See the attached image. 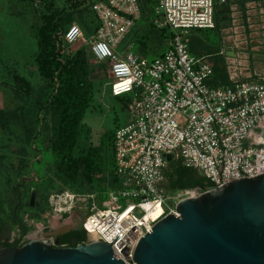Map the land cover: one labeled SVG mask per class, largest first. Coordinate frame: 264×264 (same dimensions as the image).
Here are the masks:
<instances>
[{"label": "built area", "instance_id": "obj_1", "mask_svg": "<svg viewBox=\"0 0 264 264\" xmlns=\"http://www.w3.org/2000/svg\"><path fill=\"white\" fill-rule=\"evenodd\" d=\"M230 1L150 0L155 27L173 35L163 55L150 61L131 51L133 45L120 50L143 18L142 0H87L96 31L87 38L82 27L73 25L60 34L58 49L64 54L71 48L72 53L83 44L95 61L110 64L112 97L132 96L123 108L128 122L114 134L117 187L108 191L110 202L122 209L104 208L98 193L53 192L45 222L36 225L33 237L23 236L22 245L55 243L48 218L77 214L83 218L86 243L112 244L116 258L137 264L140 240L160 219L178 215L179 202L264 175V82L241 80V72L233 71L230 86L212 87L214 66L189 47L191 31L214 29L217 8ZM174 161L201 173L212 188L170 192L166 173ZM155 209L161 210L157 220L149 216Z\"/></svg>", "mask_w": 264, "mask_h": 264}, {"label": "rangeland", "instance_id": "obj_2", "mask_svg": "<svg viewBox=\"0 0 264 264\" xmlns=\"http://www.w3.org/2000/svg\"><path fill=\"white\" fill-rule=\"evenodd\" d=\"M52 1L55 10L73 16V21L68 23L67 27L78 25L83 28L85 37L92 36L94 27L97 26L92 13L80 16L73 13V7L66 0ZM80 1L82 6L87 4V0ZM141 3L143 18L138 21L137 27L141 32H147L150 24L154 25L156 15L150 2L142 0ZM232 4L235 8L231 6ZM220 8L228 12L225 15L226 19L216 27V31H191L200 39L209 37V40L195 39L193 44L189 45L190 51L192 46L194 48L203 46L204 49L201 47L199 51L200 55L192 51L191 53L199 58L207 56L214 67L222 57L208 55L209 50L215 52L223 50L228 26L240 28L241 18L232 15L238 12L242 14V0H234L228 6ZM44 13V8L32 0H0V241L2 242H12L18 235L15 230L9 233L10 226L16 227L12 219L8 218L9 214L16 211L21 224L27 217L31 221H36L35 223L42 224L46 220L47 212L41 210L47 211L48 196L53 192L70 190L62 180L58 163L52 155L53 147L58 142L57 115L43 98L45 80L36 64L39 52L38 34L42 26L41 15ZM136 34L137 28L120 46L121 51L133 45L131 51L139 55L140 44ZM208 46L212 48L207 49ZM82 47L83 44L78 45L72 49V53ZM162 48L165 52L166 46L163 45ZM67 50L71 48L66 49V52L70 53ZM156 58L150 57L148 60L153 61ZM88 68L95 97L81 123L75 154L81 157L90 147H100L105 156L103 171L97 175L94 185L84 183L87 193H98L100 188L110 186V180L115 173L112 156L114 134L120 126L128 122V112L123 111V108L132 96L112 97L108 62H97L90 57ZM20 79L30 84V92L24 89ZM171 164L176 165L178 162L174 161ZM80 179L84 181L83 174ZM102 200L104 208L122 209V206L110 202L108 191L102 195ZM64 219H50L53 235L64 233L71 226L77 225L79 215L73 214ZM25 227L28 230L27 237H33L37 230L36 226ZM45 232L50 233L47 230Z\"/></svg>", "mask_w": 264, "mask_h": 264}, {"label": "water", "instance_id": "obj_3", "mask_svg": "<svg viewBox=\"0 0 264 264\" xmlns=\"http://www.w3.org/2000/svg\"><path fill=\"white\" fill-rule=\"evenodd\" d=\"M138 243L137 264H264V175L178 203ZM114 244V243H113ZM0 264H125L112 244L33 240L0 248Z\"/></svg>", "mask_w": 264, "mask_h": 264}, {"label": "trees", "instance_id": "obj_4", "mask_svg": "<svg viewBox=\"0 0 264 264\" xmlns=\"http://www.w3.org/2000/svg\"><path fill=\"white\" fill-rule=\"evenodd\" d=\"M32 1L36 4L39 3L45 10V13L41 15L42 26L38 34L39 52L36 57V64L40 75L45 80L46 87L43 92V98L56 111L57 115L58 142L53 147L52 155L55 162L58 163L62 180L68 189L85 194L87 190L84 187V183L90 186L94 185L97 181V175L102 173L105 163V156L102 154L100 147H90L81 157L75 154L77 142L80 137L81 123L87 115L95 97L94 86L90 79L88 68V59L90 56L85 47L73 53L62 54L58 49L59 36L71 27L67 26L69 25L68 23L73 21V16L71 14L65 15L63 11L55 10V5L52 0ZM66 1L73 7V13L79 14L80 16L92 13L90 12L89 5L82 6L80 0ZM147 2H150V0H147ZM221 9L223 8H217L216 27L220 26L221 21L226 19L225 15L228 12L222 11ZM216 27L214 29L197 30L216 31ZM136 28V36L140 44L138 48L139 55L144 58L162 56L164 53L162 47L163 45L166 46V41L173 36L172 33L168 29L159 30L152 24H150L147 32H141L137 26ZM96 29L97 26L94 27L93 32ZM190 37V45L193 44L195 39H200L196 34H192V32ZM202 39L209 40V37H203ZM201 47L204 49L203 46L196 48L192 46L191 51L200 55L199 51L202 49ZM209 47L207 49L212 48ZM209 51L208 55L210 56L220 55L221 52ZM221 57L220 62H217L216 67H214V75L209 82L212 87H217L221 83L229 85L226 81L224 57ZM20 80L24 84V89L30 92V84L24 79ZM112 156L114 159V153H112ZM81 174H83L84 181L80 179ZM166 177L168 181L167 188L170 192L191 189L207 191L212 188L210 181L205 176L194 169L185 168L179 163L176 165L170 164ZM109 185V187H103L99 191L97 190L99 196H102L111 188L117 187V179L114 173ZM48 198L46 201L47 211L46 209H42V212L49 211ZM8 218L12 219V222L16 225L20 223L16 211L9 214ZM22 228L25 230V233L22 235L23 237L27 234L28 230L24 225H22ZM21 240L22 238L14 242L0 241V248L22 247ZM84 243H86V234L79 231L65 235L61 240L62 245L69 247H76Z\"/></svg>", "mask_w": 264, "mask_h": 264}, {"label": "crops", "instance_id": "obj_5", "mask_svg": "<svg viewBox=\"0 0 264 264\" xmlns=\"http://www.w3.org/2000/svg\"><path fill=\"white\" fill-rule=\"evenodd\" d=\"M231 2L233 3L234 0H231ZM231 6L235 8L233 4ZM241 10L242 14L239 12L238 14H231L232 17L241 18V25L240 28L227 27L225 47L222 48L223 50L220 53L224 57L226 81L229 85L221 83L216 88L230 86V74L233 71L241 72V80L256 83L264 82V0H242ZM50 219L51 217L48 218V222H50ZM35 222L27 217L22 224L20 221L16 227L10 226L8 228L9 233L14 232V230L18 233L13 241L22 238L25 233L22 225L32 228L40 225V223Z\"/></svg>", "mask_w": 264, "mask_h": 264}, {"label": "flooded vegetation", "instance_id": "obj_6", "mask_svg": "<svg viewBox=\"0 0 264 264\" xmlns=\"http://www.w3.org/2000/svg\"><path fill=\"white\" fill-rule=\"evenodd\" d=\"M260 135H261V142L264 143V123L262 125V127L260 128ZM84 232L83 231V218L79 217L78 219V224L77 225H73L71 226L69 229H67V231H65L64 233H55V235L52 236V238L54 239V241L60 246V247H69L67 245H62L61 244V240L65 235L71 234L73 232Z\"/></svg>", "mask_w": 264, "mask_h": 264}, {"label": "bare ground", "instance_id": "obj_7", "mask_svg": "<svg viewBox=\"0 0 264 264\" xmlns=\"http://www.w3.org/2000/svg\"><path fill=\"white\" fill-rule=\"evenodd\" d=\"M149 216L155 220L159 219L161 216V210L160 209H155V210H151L149 212Z\"/></svg>", "mask_w": 264, "mask_h": 264}]
</instances>
